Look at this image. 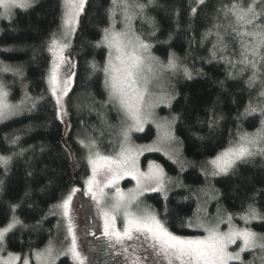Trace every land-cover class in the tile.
I'll list each match as a JSON object with an SVG mask.
<instances>
[{"label":"trees","instance_id":"trees-1","mask_svg":"<svg viewBox=\"0 0 264 264\" xmlns=\"http://www.w3.org/2000/svg\"><path fill=\"white\" fill-rule=\"evenodd\" d=\"M233 2L247 6L252 0H204L202 4L199 0H128L129 13H135L132 29L151 45L157 62L166 66L174 54L178 64L164 74L171 101L160 111L172 118L180 156L173 159L156 151L145 154L143 163L153 159L165 169L171 181L166 197L164 192H149L145 201L171 231L182 236L202 234L200 224L218 211L230 214L238 226L264 232V218L247 224L241 219L249 204L264 217V154L237 161L227 174H206L211 170L208 161L240 135L264 129V75L250 85V69L241 72V65L233 68L221 58L240 57L238 40L230 29L225 34L233 17L225 19L222 11ZM136 4L145 5L143 13ZM112 7V0H87L67 49L76 66L66 97L67 139L74 154L64 142L63 123L48 84L52 61L48 45L52 34L61 29L62 0H34L28 9L14 8L10 19L0 18V65L19 70L0 71V82L21 109L0 122V155L11 157L7 168L0 166V228L8 224L12 204L19 205L15 214L24 225L6 235L1 246L4 252L32 255L66 233L63 215L59 211L52 215L50 210L73 189L85 191L91 170L79 137L94 138L104 154L116 153L121 146L128 123L119 105L110 101L104 84L110 50L103 44L97 46L105 28L113 23L115 29L124 26L122 7L114 15ZM256 8L264 10V0H256ZM258 23H264V17ZM216 24L221 25L218 31L224 35L227 51L213 57ZM250 104L258 110L246 113ZM156 133V126L148 124L136 137L150 141ZM203 202L207 211L202 212ZM73 211H78L76 206ZM81 223L76 229L84 253L93 256L95 264H113L103 231L91 230L89 221ZM261 255L260 249L245 251L242 260L261 264ZM55 264L77 263L67 255Z\"/></svg>","mask_w":264,"mask_h":264},{"label":"snow or ice","instance_id":"snow-or-ice-1","mask_svg":"<svg viewBox=\"0 0 264 264\" xmlns=\"http://www.w3.org/2000/svg\"><path fill=\"white\" fill-rule=\"evenodd\" d=\"M86 2L87 0H62V36L53 33L48 45V51L53 57L48 84L59 107V113L64 116L67 115V111L64 108L62 97L67 95L71 84L69 78L61 81L59 74L60 66L65 60L63 52L68 47V44L64 43V39L75 32L79 24V16L84 11ZM33 3L34 0H0V7L4 9L0 13V17L10 19L14 8L28 9L33 6ZM149 3H152V0H149ZM199 3H204V0H199ZM112 5L110 12L113 15L117 7H122L125 28L122 31H117L114 23L109 28H105L102 40L97 46L103 44L110 50L107 66L103 69L104 84L109 91V99L119 105L132 124L124 130L125 143L121 145L120 151L115 156L102 155L96 150L94 140H90L88 143L83 140L79 141L89 150L88 163L92 169V176L86 181V184L89 186V191L93 192V199L96 200L97 207L103 215L104 235L110 239V247L119 248L120 251L117 254L124 255L127 264H229L230 261H240L241 264H244L241 256L243 252L260 249L264 253V237L248 228L240 229L232 226L230 214L227 217L229 224L227 232L219 231L218 224L210 226L200 224V227H203L207 233L206 236L185 237L170 231L166 221L161 220L154 211L140 207L139 198L147 191L164 192L165 197L167 195L165 191L167 181L163 169L159 166H150L147 172H141L137 166V156L141 149L133 148L126 143L129 138L128 133L132 129L142 130L144 121L148 115H151L150 112L146 115L144 111V97L147 88L141 86V80L143 68L148 61L154 58L146 55L151 45L131 33V21L135 15V13H129L132 5L128 4V0H112ZM135 8L139 13H143L145 5L136 4ZM192 11L194 13L195 9ZM222 11L225 19L229 15L233 17V22L228 24L225 34L230 29L231 34L238 40L240 57L238 60H233L226 55L221 58L231 64L233 68H236L237 64L241 65V72L250 69L251 76L248 82L253 85L259 77L264 75L261 71V66L264 65V23H258L261 17H264V10L258 11L256 0H252L247 6L233 2ZM220 27L219 24L214 25V28L217 29V42L213 46V57L217 55V52L227 51L224 35L218 31ZM209 34L211 33L205 35ZM113 53H115L114 56ZM92 67L95 69L96 65L93 64ZM148 67L151 70V66L148 65ZM166 67L172 70L178 67L174 54L169 57ZM0 71L18 72L19 70H13L7 65H0ZM184 72L187 76H191L188 69L185 68ZM7 97L8 91L5 85L0 82V120L13 115L19 107L10 104ZM257 110L256 106L250 104L245 111L252 113ZM159 127L162 129L161 138L163 140L174 139L169 122H165ZM18 139L19 137L14 138L12 143ZM148 150L153 149L149 148ZM257 154H264V130L240 135L236 142L231 143L214 159L208 161L211 170L206 174L212 176L227 174L237 161L247 160ZM10 162V156L0 155V166L7 168ZM101 172L110 173V177L102 186L101 182L97 180V176ZM123 176H131L136 181V188L129 190L127 194L117 188L115 195L111 198V203L100 207L105 196L104 188L116 185ZM93 186H95V191H93ZM75 191L77 190L73 189L65 199L54 205L50 214L55 215L59 211L63 216L69 217L70 204ZM134 204L136 205L135 210L133 209ZM18 207V204L11 205L10 220L5 227L0 228V246H3L9 232L18 226L24 227L23 222L15 214ZM118 214L122 215V229L116 227ZM261 218L264 217L254 204H249L241 215V219L246 224ZM188 226H192L191 221H188ZM68 233L71 235V245L64 254H71L78 264H86L87 258L77 250L76 235L70 217ZM237 240H241L242 245L238 251L230 252L229 245L236 243ZM129 248L132 249L131 252H129ZM34 255L38 264H55L56 256L51 242L44 250L37 251ZM20 259L18 254L8 253L6 259L0 257V264H17ZM259 260L261 264H264V255H261ZM23 264H29L27 257L24 258Z\"/></svg>","mask_w":264,"mask_h":264},{"label":"rangeland","instance_id":"rangeland-1","mask_svg":"<svg viewBox=\"0 0 264 264\" xmlns=\"http://www.w3.org/2000/svg\"><path fill=\"white\" fill-rule=\"evenodd\" d=\"M3 11H4V9L2 7H0V13H2ZM130 27H131V33H134L135 36H139L132 29V25ZM124 28H125V24H124L123 27L118 28L116 30L117 31H122V30H124ZM57 35L58 36H62L61 29L57 32ZM73 35H74V33L70 34L69 36H67L66 39H64V43H67L68 46L71 43ZM141 40H143V39H141ZM143 41L146 42L145 40H143ZM146 43H148V42H146ZM67 49H68V47L66 49H64V52H63V56H64L65 60H64V63L60 66L59 74H60L61 81H63L65 78H69L71 80V84H70V87H69V91H70L72 86H73L74 79H75L76 66H75V62L67 55ZM114 55H115V53H113V56ZM146 55H150L152 58H154V59L148 61L146 63V65H145V67L143 68L142 80H141V86L147 88V92H146L145 97H144V111H145L146 115H147L148 112H150L151 115L147 116V119L143 123L142 130L138 131V130L132 129L128 133V137L129 138H128L126 143H127L128 146H131L133 148L141 149L140 154L137 156V166H138V168L140 169L141 172H147L149 170L150 166H159L160 168L163 169V171L165 173V178H166V181H167V183L165 184V191L168 192L170 190V188H171V181H170L169 178H167L166 171L163 168V166L159 162H157V161H155L153 159H149L146 162V164H144L143 163V156L145 154H148V153H152V152L155 153L156 151L162 152L166 156L171 157L173 159H176L177 156H180L176 138L174 137V139H172L170 141L163 140L161 138L162 137V129L159 127V125H161V124H163L165 122H169L171 124V132H172L173 136H175L174 133H173V122L171 121L172 118L170 116H168V115H163L161 113V111H160L162 106H168V102L171 101L170 98L168 99L169 96L167 94L169 92L167 91V87H166L167 84L164 81V78H165L164 74L167 73L169 71V69L166 66H164V64H161V63L157 62V58H156L155 55H153V53L151 51V48L149 49V52ZM52 60H53V57H52ZM51 65H52V61H51ZM148 65L151 66V70H149ZM69 91H68V93H69ZM66 97H67V95L62 97V102H63V105H64L65 109H66ZM7 100H8V102L10 104L20 106L19 103H15L14 101H12L9 98V96L7 97ZM149 105H151V108H149ZM57 107H58V105H57ZM19 109L20 108H17L15 110V113L13 115L9 116L8 118L20 113L21 109L20 110ZM58 113H59V107H58ZM124 115H125V113H124ZM59 117H60V119H61V121L63 123V127H64V132H63L64 142H65L66 146L71 150V153L74 154V151L72 150L73 147L70 144L69 140L67 139V136H68V133H69V130H70V121H69V118H68V114L66 116H64L62 113H59ZM8 118H6V119H8ZM6 119H4V120H6ZM125 119H126V121L128 123L126 125V127H125V129H127L132 124V121L126 115H125ZM4 120H0V122L4 121ZM148 124H153V125L156 126V128H157L156 137L154 139L150 140V141H139L137 139V137H136L137 134L143 132ZM259 130H264L263 126L260 127ZM257 131L258 130L254 131V132H250V134L251 133H256ZM79 139H80L79 141L83 140V141H85V143H88L90 140H94L95 141L94 138H89L88 136H85V137H82V138L79 137ZM122 140L123 141H122L121 145L125 143L124 138H122ZM237 140H235L234 142H236ZM234 142H232V143H234ZM95 143H96V150L99 151L97 142L95 141ZM149 148H151L153 150H148ZM226 148H224V149H226ZM86 149L88 151V156H89V150H88V148H86ZM120 149H121V146H119V150L116 153H113V154H104L101 151H99V152L102 155L115 156L120 151ZM223 150H221L220 152H222ZM215 156L212 159H214ZM90 170H91V173H90L89 177L87 178V180L92 176L91 167H90ZM109 177H110V173L101 172L97 176V180H99L101 182V186H102L103 183H105L106 180ZM117 188H119L125 194H127L129 192V190L136 188V181L134 179H132L131 176H123L121 179H119V181H118V183L116 185H114V186L110 185L108 187H105L104 188L105 196H104V200L101 202L100 207H104L105 205L111 203V198L115 195V192H116ZM93 191H95V186H93ZM149 192H152V191L145 192L139 198L138 203H139L141 208H148V209L152 210L150 208V206L145 201V195L147 193H149ZM204 202L206 203V201H204ZM204 202L201 204V210L200 211H202V212L203 211H207L206 208H204V206H205ZM74 206L77 207L78 211H75V212L73 211L74 210ZM135 208H136V205L134 204L133 205V209L135 210ZM73 212L75 214H73ZM83 216H85V217L82 218ZM69 217L71 219L72 227H73V230H74L75 235H76L77 250L80 251L81 254L84 257L87 258L86 264H95L94 260H93V256H90V255H87L86 253H84L83 248H82V244L80 242V236L78 234V229H76V226L79 225V224H82L81 221L83 220V222H86V221L88 222L89 221V223L87 225H88V227L91 230L94 231V229L98 228V231H101V232L103 231V233H104V218H103V215L100 212L99 208L97 207V202H96L95 199H93V192L89 191V186L87 184L85 185V191L84 192L83 191L81 192V191H79L77 189V191H75V193L73 194L72 201H71V204H70ZM69 217L63 216V218L65 220V224H66V233L63 234V236L62 235L58 236V237H56L55 239H53L51 241V243H52V245L54 247V255L56 256L55 263L61 256H67L68 255V256H70L73 259L71 254H64L67 251L68 247L71 245V235L68 233ZM227 217L228 216H225L222 212L218 211V214H216L215 217H211L208 220H204L201 224H204L205 226L217 225L218 224L219 231L227 232L228 229H229V224L227 223ZM74 218H76L77 224H76ZM81 218H82V220H81ZM221 221H223V222H221ZM231 224H232V226H234L236 228H240V229L248 228L251 231L257 233L259 236L264 237V232L259 231L257 229H254L252 227L238 226L236 223H234L232 221H231ZM116 227L118 229H122V227H123L122 215H120V214L117 215ZM203 230H204V228H203ZM174 234H176V233H174ZM176 235H179V234H176ZM206 235H207V233L204 231L202 234L190 235V236H185V237H204ZM179 236H182V235H179ZM108 242H109L108 243L109 244V252H110L112 263L113 264H127V262L125 261L124 255L117 254V252L120 251L119 248L110 247L111 241H110L109 238H108ZM48 245H49V243L44 248L39 249V251L44 250ZM241 245H242V241L241 240H237L236 243H234L232 245H229L228 250L230 252H236V251L239 250ZM131 251H132V249L129 248V252H131ZM8 253L18 254L21 257L20 261H18L17 264H23V261H24L25 257L28 258L29 264H38V261L36 260L34 253L32 255H30V254L21 255L18 252H4L3 248H1V246H0V257H3V258L6 259ZM243 253L241 254V256H243ZM74 261L78 264V262L76 260H74Z\"/></svg>","mask_w":264,"mask_h":264}]
</instances>
